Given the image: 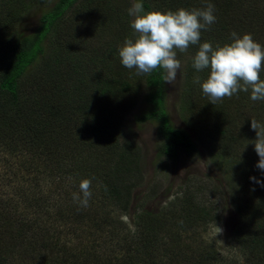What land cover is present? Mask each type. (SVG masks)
<instances>
[{"label":"trees","instance_id":"obj_1","mask_svg":"<svg viewBox=\"0 0 264 264\" xmlns=\"http://www.w3.org/2000/svg\"><path fill=\"white\" fill-rule=\"evenodd\" d=\"M43 1L0 0V152L12 155L28 153L37 159L30 168L37 172V167H42L39 169L42 171L40 177L31 175L34 193L23 197L22 203L26 206L36 209L39 206V211L42 207L58 206L61 195L69 193L68 190H61L62 194L55 198L54 192L51 194L42 187L36 188L39 181L46 180L55 169L61 170L57 176L59 180L63 181L66 175L73 180L71 187H79L84 179L91 180L92 195L87 207L71 200L75 211L67 214L63 213L66 206L62 211L60 203L55 215V218H59L57 223L43 217L47 211H40L41 216L32 219L22 215L28 212L26 210L19 214L6 211L5 216L0 218V264H58L53 256L65 246L50 235L51 228L64 226L62 221L67 223L71 213L73 218L70 222L77 227L70 232L88 225L95 232H103L107 240L121 236L129 248L130 241L141 237L137 232L149 229L150 233H145L148 237L144 235L143 240L136 241L134 247L141 256L134 260V256L129 254V259L126 256L117 258L118 262L114 264H177L180 256L187 261L186 264H218V254L210 247H197L198 251L193 252L191 257L181 255V240L169 231L171 227L164 222L168 219L170 226L175 224L187 229L206 220L217 221L218 216L210 219V210L196 200L195 189L186 188L175 200L165 204L159 213L140 211L136 206L132 215L136 229H126L118 213L125 215L129 211L134 198L132 187L140 175L135 159L129 158L134 153L131 146L125 145L123 157L118 151L125 142L117 146L113 138L125 125L124 110L136 101L135 97L142 91L140 81L147 89L142 100L149 107L141 112L138 121H158L160 152L172 160H176L181 153H196L198 141L201 145L207 142L209 147L218 144L223 151L227 145H242L247 140L253 146L256 140L253 136L257 135L247 132L252 118L239 123L231 121L232 116L226 112H220V115L213 113L203 125L202 134L196 132L197 138L195 133V137H192L185 129L173 125L168 116L164 70L158 67L150 74L138 75L137 71L125 68L115 53L116 43H124L126 38L135 40L138 35L133 32L129 20L128 0H55L48 10L41 13L38 26L26 33L19 17L29 12L34 3ZM204 1L220 10L214 15H219L218 20L226 36L231 37L230 34L235 31L240 36L252 34L256 42L262 40L264 7L260 10L259 4L247 0H167V3H173L174 7L183 5L191 10L205 7ZM7 2L15 4L13 6ZM141 2L145 12L165 10V6L159 5L156 0ZM81 26L84 30H81ZM262 70L261 73L264 72V65ZM131 93L134 94L133 101L120 110L118 104ZM200 100L202 107L210 104L205 99ZM247 100L252 104V109L258 112L257 118H264V100ZM87 109L91 110L88 126L85 123L79 127L67 126L74 125L79 118L76 114ZM247 154L250 164L258 162L255 151L251 152L248 148ZM64 163L69 167L65 168ZM260 178L264 179L262 172ZM3 203L0 199V206ZM18 203L16 200L13 206L16 207ZM255 206L251 210L245 206L243 211L238 208L236 223L232 224L231 234L243 256L239 264H264V211L261 206ZM112 210L118 211L114 217L110 216ZM171 220H174V224ZM183 221L184 224L178 225ZM110 225L112 228H109ZM129 232L133 237L128 236ZM165 236L169 237L167 245L162 249L156 247L158 239L163 240ZM36 240L41 249L49 250L41 262L32 260L33 255L30 258L24 253ZM122 246L115 245L114 249L127 250ZM29 250L34 252L33 247ZM110 261V258H106L95 264H112ZM59 262L92 264L87 257L79 262Z\"/></svg>","mask_w":264,"mask_h":264},{"label":"rangeland","instance_id":"obj_2","mask_svg":"<svg viewBox=\"0 0 264 264\" xmlns=\"http://www.w3.org/2000/svg\"><path fill=\"white\" fill-rule=\"evenodd\" d=\"M55 0H44L43 2H36L31 10L27 13L22 14L19 17V21L23 24V30L26 33L32 32L39 24V17L42 12L48 10L54 3ZM119 0H113L116 2ZM130 8L133 6L135 0H128ZM253 4H259L260 10H263L264 0H247ZM159 5L165 6L166 12L169 10L176 11L180 8H185L183 5L173 6L171 2L167 3V0H156ZM11 4V2H7ZM204 3H208L205 2ZM15 2L11 5L14 6ZM168 4V6H167ZM158 5V3H157ZM206 6V5H205ZM169 7L171 9H169ZM220 10H216L214 13H219ZM219 15L216 16V22L208 27V30H201L200 43L210 42L215 49L217 45L223 46L224 44L230 43L232 38L226 36L222 29L221 21L218 20ZM130 22L134 20V16L129 17ZM80 29V26L78 27ZM81 30L84 27L81 26ZM134 32V29H132ZM246 34V33H245ZM261 34V33H259ZM240 36V35H239ZM243 36V35H242ZM241 36V37H242ZM261 46L264 44V36L262 40L257 41ZM124 46L123 42L116 43L114 49L115 53L119 55V49ZM263 47V46H262ZM199 50V44L190 45L186 52H180L177 50V59L181 62L180 73L177 76V80L174 85L166 84L165 93V105L168 116L173 125L185 129L192 137H195L194 133L202 134V128L206 121L209 120V116L213 113L220 115V112H226L231 115L233 120L231 121H244L247 118L255 119L260 124L264 125V118H257L258 112L252 109V104L247 100L250 98L251 90L248 92L238 91L233 94L231 98L225 97L223 100L217 101L214 105L210 103L209 98L203 94L200 84L193 83V78L199 76L201 83L206 80L209 75V70L197 72L192 66L193 57ZM116 56V55H115ZM132 71H137L135 68ZM263 71V70H262ZM260 78L264 80V72L260 73ZM142 85V91L135 97L136 101L128 106V102L133 101L134 94L131 93L125 96V99L121 104H118L120 110H124L123 120L125 125L121 130L115 134L113 141L115 145L119 146L123 141L125 144L119 148L118 154L124 157L125 145L131 146L133 155L129 158L135 159L137 167L139 169V177L136 184L132 187V205L129 211L125 215H119L118 211L112 210L110 213L111 217H114L118 213V217L124 221L126 229L134 231L136 229L135 223H133L132 215L135 213V208L140 211L147 210L150 212L159 213L163 210L165 204L169 201L175 200L177 195H181L186 188L195 189L196 200L201 205H205L208 212V216L213 218L217 217V221L201 222L195 227H189L183 229L182 226L177 227L174 224L170 226V220H165V225L171 227L169 231L178 235L182 243L181 255L192 256L193 252H197V247H210L215 249L218 254V264H239L242 259V255L238 250L236 240L233 238L232 224L236 223L237 209L240 208L242 211L245 206L252 208L259 205L264 211V187L256 184L250 179L255 177L257 180L264 182V179L260 178V173L264 174V171L256 167L257 163L250 164L247 160L248 148L251 152L255 151V145L250 146L249 141L242 145L235 143L233 146H228L225 151L220 150L218 144L209 147L208 143L200 144L198 141V151L193 155L182 154L178 156L176 160H172L167 155L160 152V138L158 135V121L155 120H144L138 121V117L149 104L142 100V97L147 92L144 89V82L140 81ZM205 99L210 104L206 106L201 105V100ZM247 101H244V100ZM244 101V102H243ZM122 104H127L123 105ZM242 109V112L239 110ZM91 110H84L81 114H76L78 120L73 125H67L68 127H79L90 124L88 117ZM235 112V114H234ZM76 118V117H75ZM249 129L248 133L256 134V131ZM257 135V134H256ZM199 136V134H198ZM253 136V135H252ZM254 139L257 137L253 136ZM229 143V142H228ZM244 148V149H243ZM243 149L242 155L240 154ZM17 152V151H15ZM134 157V158H133ZM36 157L25 153L10 154L6 152H0V199L4 201L0 208V218L5 216V212L11 210L16 214L26 210L28 212L22 213L25 218H34L41 216L40 211L46 212L43 216L48 221L57 223L59 218H55L56 209L62 203L65 210L64 214L72 211L73 193L80 195L79 187H71L73 180L66 175L63 181L59 180L57 176L61 170L55 169L53 174L47 176L46 180H40L38 189H45L48 193L54 192V197L59 198L61 190H68L69 193L65 196L62 193V198L58 206L55 204L54 207L39 209L31 208L22 203V199L25 195L31 196L34 193L31 180V175L41 176L42 167H37V172L30 168V165L36 161ZM64 167H69V164L64 163ZM59 171V172H58ZM67 184V186H65ZM252 189H255L254 191ZM74 191V192H73ZM46 194L45 191L42 190ZM68 199V200H65ZM19 201L17 206H13L15 201ZM233 202H232V201ZM13 202V203H12ZM52 203V202H50ZM230 203V205L228 204ZM24 204V205H23ZM40 204V203H39ZM67 204V205H66ZM68 209V212H65ZM218 209V210H217ZM75 211V210H73ZM138 211V210H137ZM72 214V213H71ZM69 214L68 221H62L64 226L58 225L56 228H51L50 234L52 237L58 238L65 247H62L56 252L55 263L65 264L59 261L61 260H79L87 257L90 263H101V260L110 258L112 264L117 263V258L128 257L129 254L133 255L132 259L139 257L140 252L135 250L136 241H142L143 236L147 238L149 229L146 231L137 232L138 239L134 242L130 241L131 247L127 245V241L122 240L119 237H114L111 240H107V236L98 230L94 231V228L81 226L75 229L74 232H70L71 229L77 227L76 224H72L70 220L73 216ZM41 218V217H40ZM61 221V219H60ZM208 221V222H207ZM185 222H181L178 225H182ZM108 228V226H106ZM109 228H112L110 225ZM219 229L221 231L219 232ZM126 230V231H127ZM146 233V234H145ZM163 234V233H162ZM95 235L97 238H95ZM164 235V234H163ZM128 236L133 237V234L129 232ZM168 236H165L163 240L158 239V243L155 244L158 248H164L167 245ZM107 240V241H106ZM129 243V242H128ZM115 245H123L127 247V250H116ZM34 248V252L29 248ZM25 249L24 253L32 256V260L41 262L42 259L49 253L47 249H41L37 240L34 245ZM41 251V252H39ZM128 252V254H127ZM161 252V251H160ZM159 252V253H160ZM126 254V255H125ZM158 259V258H157ZM180 262L177 264H186L187 261L179 258ZM133 262V260H131Z\"/></svg>","mask_w":264,"mask_h":264},{"label":"clouds","instance_id":"obj_3","mask_svg":"<svg viewBox=\"0 0 264 264\" xmlns=\"http://www.w3.org/2000/svg\"><path fill=\"white\" fill-rule=\"evenodd\" d=\"M214 12L212 3H206L199 9L145 12L141 0H137L129 9V15L134 16L131 27L138 35L135 40L126 38L124 46L119 49L122 65L128 69L135 68L138 75L162 68L164 83L174 85L181 69L177 50L186 52L190 45L199 44L192 66L197 72L209 70V75L203 83L199 76H195L193 83L201 85L210 103L214 105L225 97L231 98L238 91L249 90L251 100H264V80L260 78L264 47L254 41L252 34L246 33L241 37L233 31L231 42L217 45L215 49L210 42L200 43L201 30H208L216 22ZM251 129L257 134L254 145L259 160L256 167L264 171V125L252 119ZM250 179L264 187V182L255 177ZM91 183L89 179L82 180L79 185L82 196L73 193V201L82 207L88 206L92 195Z\"/></svg>","mask_w":264,"mask_h":264}]
</instances>
